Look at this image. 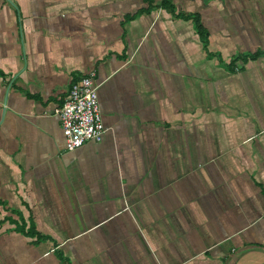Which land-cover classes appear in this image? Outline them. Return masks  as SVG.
I'll use <instances>...</instances> for the list:
<instances>
[{"label":"crops","instance_id":"crops-1","mask_svg":"<svg viewBox=\"0 0 264 264\" xmlns=\"http://www.w3.org/2000/svg\"><path fill=\"white\" fill-rule=\"evenodd\" d=\"M0 264H264V0H0Z\"/></svg>","mask_w":264,"mask_h":264},{"label":"built area","instance_id":"built-area-1","mask_svg":"<svg viewBox=\"0 0 264 264\" xmlns=\"http://www.w3.org/2000/svg\"><path fill=\"white\" fill-rule=\"evenodd\" d=\"M95 71L74 80L63 102L55 108L67 150L85 141H100L105 131L98 102Z\"/></svg>","mask_w":264,"mask_h":264},{"label":"trees","instance_id":"trees-1","mask_svg":"<svg viewBox=\"0 0 264 264\" xmlns=\"http://www.w3.org/2000/svg\"><path fill=\"white\" fill-rule=\"evenodd\" d=\"M198 26H200V25H198Z\"/></svg>","mask_w":264,"mask_h":264}]
</instances>
